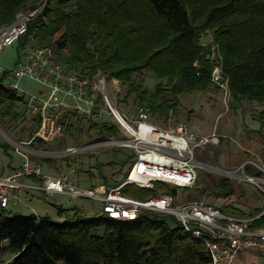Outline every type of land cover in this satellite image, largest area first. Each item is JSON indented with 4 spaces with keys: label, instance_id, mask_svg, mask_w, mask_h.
Wrapping results in <instances>:
<instances>
[{
    "label": "trees",
    "instance_id": "obj_1",
    "mask_svg": "<svg viewBox=\"0 0 264 264\" xmlns=\"http://www.w3.org/2000/svg\"><path fill=\"white\" fill-rule=\"evenodd\" d=\"M37 1L0 0V27ZM208 31L219 47L231 98L259 102L262 121L264 0H46L16 45L18 51L49 47L59 58L67 51L65 64L69 69L91 77L102 71L125 87L122 101L134 96L136 105H144L153 116L165 119L176 113L181 95L219 89L211 81L210 45L201 42ZM145 74L158 82L152 91L137 81ZM5 81L1 76L0 120L14 122L20 117L18 108L26 101L16 90L7 88ZM83 133L88 137L93 133L110 136L118 135L119 129L110 120L90 119L73 120L67 129L75 142ZM31 145L47 149L50 144L37 139ZM246 171L258 174L252 165H247ZM233 187L231 179L222 177L213 194L230 197ZM179 189L189 188L157 181L153 188L127 184L122 191L146 201L159 193L176 198ZM56 208L62 221L34 214L8 217L1 209L0 264L5 252L13 256L7 264H211L203 241L185 232L175 218L177 224L170 226L164 213L146 212L126 221L102 215L84 217L76 211L67 216L68 209L61 204ZM223 210L244 216L232 206ZM260 213L255 211L253 216ZM99 227L105 228L101 236L93 233ZM251 227L264 228V213L253 219Z\"/></svg>",
    "mask_w": 264,
    "mask_h": 264
},
{
    "label": "built area",
    "instance_id": "obj_2",
    "mask_svg": "<svg viewBox=\"0 0 264 264\" xmlns=\"http://www.w3.org/2000/svg\"><path fill=\"white\" fill-rule=\"evenodd\" d=\"M44 6L21 11L12 22L0 27V57L5 48L16 44L26 33L29 24ZM210 48L213 61L211 81L224 92L228 101L231 92L219 47L211 44ZM194 67L199 68L198 61ZM0 74L9 80L29 78L46 88L45 91L29 94L22 91L17 83L5 81L7 88L25 97L23 106L36 127L27 142H17L7 136L8 142L22 157V163L9 174H0V210H7L10 204L30 207L29 200L34 192L50 197L64 195L73 199H94L101 202L102 216L108 219L133 221L146 212L172 215L185 232L207 246L211 264H233L237 256L244 252L264 255V228H252V218L224 213L219 207L203 201L178 203L173 195L167 193L141 201L122 191L127 184L153 188L157 181L192 188L204 167L195 156L196 148L219 144L221 134L212 132L197 136L185 123L161 127L149 120L148 108L140 104L135 106L131 117L126 116L118 109L108 90L110 81L118 92V80L108 78L102 71L91 77L71 70L49 47L26 48L11 69H6L0 62ZM108 118L119 129L118 135L98 134L86 143L58 152L33 151L26 147L37 139L48 144H64L67 129L73 120L90 119L106 123ZM98 148L133 151L135 159L119 185L84 187L66 172L56 175L44 173L41 163L31 158L32 154L66 158ZM244 165H254L264 172L261 164L247 161ZM227 173L236 175L230 171ZM241 178L257 183L264 192L263 177L244 173Z\"/></svg>",
    "mask_w": 264,
    "mask_h": 264
},
{
    "label": "rangeland",
    "instance_id": "obj_3",
    "mask_svg": "<svg viewBox=\"0 0 264 264\" xmlns=\"http://www.w3.org/2000/svg\"><path fill=\"white\" fill-rule=\"evenodd\" d=\"M45 2L46 0H38L35 3L27 5L21 11H26L34 6L42 7ZM201 42L206 45L215 44L213 42L211 31L206 32L201 37ZM21 53L22 51H18L16 44L5 48L2 56L0 57L2 66L6 69H11L18 59V55ZM67 56L68 52L65 51L62 59L65 61ZM1 76L2 75L0 74V77ZM137 81H142L143 87L151 91L154 90L156 84L158 83L148 74H145L144 77H138ZM8 82L17 83L22 91H26L29 94H36L39 91H45L46 89L42 84L29 78H23L18 81L6 79V83ZM108 90L114 97L118 109L126 116L131 117L136 106L134 103V96H130L126 101H122L125 96L126 89L121 85V83L120 89L117 92L109 81ZM240 105L243 108L242 110L239 108ZM240 105L235 103L232 99L226 101L224 92L221 91L220 88H213L206 92L181 95L178 110L176 113L173 115L170 114V116L165 119H159L153 116L148 109L150 113L149 120L161 127H169L178 123H185L192 132H194L197 136H201L200 133L204 132L212 131L219 133L217 128H221V126H223V119L228 118L230 115H233L234 118L237 117L235 120L233 118V123L234 126H238L240 121L237 109L239 112L241 110L244 114H248L250 112V106L256 104L254 102L245 101ZM18 111L20 112V117L17 121L10 122L8 119H5V121L0 120V174L11 173L22 163V157L17 153L15 146L8 142L7 136L17 142H27L35 131V122L26 111L25 107H19ZM221 112L225 113L227 116H222V119L219 122V118H217V116ZM93 135L96 136L97 134L93 133ZM94 136L90 135V137H88V133H83L79 138L80 141L77 140L76 142V139L67 136L64 140V144H50L47 149H36L32 145H26V147L33 151L58 152L67 147L86 143ZM222 136L224 137V143L222 146L226 147L228 151H225L224 148L221 149L219 146L217 147L212 145L204 148H196L195 156L204 164V167L199 171L195 185L192 188L187 190L179 189L177 191V197L175 199L178 203L203 201L217 207L224 206L229 200L215 196L213 194V189L217 186L220 178L228 177L235 185L238 184L240 186V193L242 194L240 198L242 197L243 200H248V204H251L252 206L255 204V199L258 196V192H260L257 183L251 184L248 181L243 180L241 175L244 173L249 174L246 171V165H244V163L242 165H232L230 163V156L233 153L242 154L246 161L261 164L264 168V155L260 151L257 153L247 152L239 146H237L236 150L233 151L231 147L232 145H235L234 142L230 138H225L224 135ZM241 146L244 147L243 144H241ZM223 153L225 155L222 157ZM31 158L32 160L41 163L42 169L46 174L56 175L66 172L73 179V181L84 187L96 186L98 184H105L107 187H113L123 181L125 178L124 175L129 170L135 156L133 151L130 149L98 148L76 155H70L66 158L33 154ZM46 159H50V161L46 162ZM98 165L100 166L97 167ZM252 167L253 171L258 173V176L264 178V172H261L254 165H252ZM229 171L235 173L236 175L231 176L227 173ZM251 175L256 174L253 173ZM32 194L33 196H31L29 200L30 207L10 204L9 208L5 210L4 215L8 217L15 215L30 216L36 212L37 216L49 217L56 220L58 217L56 208L58 202L61 203V206L64 209H68L66 213L67 216H72L75 211L79 216L84 217L102 215V204L98 200L86 198L73 199L64 195L50 197L42 194L41 192H34ZM260 194L264 200V193L260 192ZM248 204L244 203V206L248 207V212H252V209L249 208ZM1 212L2 211L0 210V213ZM164 216L170 226H175L177 224L172 215L164 214ZM104 231V227H99L94 229L93 233L101 236L104 234ZM5 244L6 242L4 245ZM12 258L13 256L11 254L5 252L1 257V261L10 262ZM59 264L63 263L60 262Z\"/></svg>",
    "mask_w": 264,
    "mask_h": 264
},
{
    "label": "crops",
    "instance_id": "obj_4",
    "mask_svg": "<svg viewBox=\"0 0 264 264\" xmlns=\"http://www.w3.org/2000/svg\"><path fill=\"white\" fill-rule=\"evenodd\" d=\"M245 101L254 102L256 104V105L250 106V112L248 114H244V112L241 111L243 108L240 104L244 103ZM234 102L239 104L240 105L239 108H241L240 112L237 109V112L239 114L240 124L238 126H234V123H233L234 116L230 115L228 117L229 119L228 118L223 119V126H221V128H217V131L219 132V134L224 135L225 138L228 137L234 142L235 145H232L231 147L233 151L236 150L237 146H239L240 148H243L247 152H250V153L251 152L257 153L259 151L263 153L264 152L263 151L264 149V142H263L264 140V116L262 117V121H261L259 117V111L261 110L260 103L255 100H243L241 102H236V101ZM222 116H227V115H225V113L223 112L219 113L217 116V118H219V122L222 119ZM236 118L237 117H235L234 120ZM210 133H212V131L200 133V135L203 136V135H208ZM223 138L224 137L222 136L219 144H215L212 146H217V147L219 146L221 149L224 148L225 151H228L226 147L222 146L224 143ZM241 144H243L244 147H242ZM224 155L225 154L223 153L222 157ZM245 162L247 161L244 159L242 154L233 153L230 156V163L232 165H240V164L242 165ZM249 183L252 184V182H249ZM240 190H241L240 186L238 184L236 185L234 184L233 194L230 197L224 198L229 201L224 206L219 207V208L224 212L223 208L225 206H232L233 208H236L243 212L244 216H241V217H248L252 219H255L256 217L262 215L264 213V200L260 192L262 193L264 192L259 188L260 192H258V196L255 199V204L252 206L251 204H248L249 203L248 200L246 201L245 199L243 200L242 197L240 198V196L242 195L240 193ZM244 203H247L249 205V208L252 209V212L247 211L248 207H245ZM258 210H261V213L258 216L254 217L253 214L255 213V211H258ZM230 215H235V214H230ZM235 216H240V215H235ZM63 219L64 218L57 217L56 220L62 221ZM233 264H264V255L256 254L252 252H244L237 256V258L233 261Z\"/></svg>",
    "mask_w": 264,
    "mask_h": 264
},
{
    "label": "water",
    "instance_id": "obj_5",
    "mask_svg": "<svg viewBox=\"0 0 264 264\" xmlns=\"http://www.w3.org/2000/svg\"><path fill=\"white\" fill-rule=\"evenodd\" d=\"M209 57V56H208Z\"/></svg>",
    "mask_w": 264,
    "mask_h": 264
}]
</instances>
